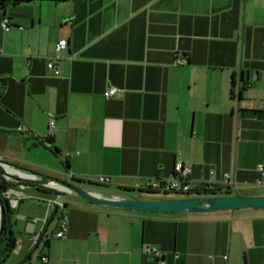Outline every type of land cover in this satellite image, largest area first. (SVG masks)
I'll use <instances>...</instances> for the list:
<instances>
[{"label": "crops", "instance_id": "1", "mask_svg": "<svg viewBox=\"0 0 264 264\" xmlns=\"http://www.w3.org/2000/svg\"><path fill=\"white\" fill-rule=\"evenodd\" d=\"M60 38L68 42L54 75L46 57ZM109 87L117 92L105 98ZM47 137L50 146L40 143ZM0 160L107 197L144 191L145 180L167 179L180 161L195 183L222 187L228 174L234 195H264L256 185L264 0L36 1L0 10ZM7 190L18 199L4 264H264V209L149 212L34 184ZM55 199L67 213L64 239L53 235L57 216L47 227ZM153 246L159 257L147 253Z\"/></svg>", "mask_w": 264, "mask_h": 264}, {"label": "water", "instance_id": "2", "mask_svg": "<svg viewBox=\"0 0 264 264\" xmlns=\"http://www.w3.org/2000/svg\"><path fill=\"white\" fill-rule=\"evenodd\" d=\"M15 171L17 173H12ZM0 176L4 177L11 183L31 184L35 186H46L58 191L57 194L72 193L77 196L92 202L93 204L106 205L111 207L130 208L135 210H147L149 212H178V213H213L218 210H240V209H252L262 210L264 209V195L252 196V195H240L238 192L234 196H199V197H184V198H169L158 200H140L135 195L125 194L123 197L119 195L109 196L102 195L90 188H85L78 185L75 182L65 180L59 176H49V174H35L32 172H24L19 167L10 164L4 160H0ZM6 190L2 192L4 195ZM6 210L5 201L0 196V237L3 232V228L6 224ZM57 213V207L54 208L52 214L47 222L53 220L54 215ZM46 229V228H45ZM45 229L39 236L38 242L34 244L32 251L28 257L38 248V245L42 243ZM27 257V258H28Z\"/></svg>", "mask_w": 264, "mask_h": 264}, {"label": "built area", "instance_id": "3", "mask_svg": "<svg viewBox=\"0 0 264 264\" xmlns=\"http://www.w3.org/2000/svg\"><path fill=\"white\" fill-rule=\"evenodd\" d=\"M9 19L7 17H4L2 20V25L1 27L5 30L9 29ZM67 42L68 40L66 38H60L58 41H56L55 43V47H54V51L52 54L47 55L46 57V66L48 69H50L54 75H58L59 74V60L61 58V53L63 50L66 49L67 47ZM73 57H70V59H72ZM117 92V88L115 87H109L104 91V96L105 98H111L115 95V93ZM27 126L25 125H19L17 127L18 131H26ZM54 128V121L50 119L49 121V133L52 134ZM36 135V134H35ZM37 137V136H36ZM43 140V139H41ZM191 167L184 165L183 163H181L180 161H176L173 165V172L171 175H169V177L167 179H162V178H154V179H147L144 181V187L145 189H148L150 191H160V190H164V192H179V193H189V192H193L196 193L197 195H199V193H202L203 191H207V192H211V191H216L219 188L225 189V188H229L230 190L233 191V187L231 186V181L229 179V175L225 174V176L223 177L222 180V187H218L216 184L205 181L202 183H195L192 181L191 179ZM258 172H259V177L256 181V185L257 186H264V164H260L258 166ZM98 182L100 183H109L110 182V178L107 177V175H100L98 177ZM4 197L6 199V201L8 202L9 206L11 208H14L17 204V199L16 197H12L9 193L8 190H6V193L4 194ZM197 197V196H196ZM54 203L55 207H57V213L55 216H57L58 221L60 222L58 226H56V228L53 230V235L55 237L64 239L66 238V229H67V213L64 212V204L63 202L57 201V199L52 200V201H48V207ZM31 223L28 224L29 229L31 228ZM34 239V244L38 242L39 236L36 235L33 237ZM146 251L148 254H151L155 257H159L160 256V251L153 247H146ZM39 260L42 263H47V256L45 254L40 255ZM24 264H32V262L30 260H27L26 262H24ZM73 264H77L76 262H74ZM161 264H164L161 262Z\"/></svg>", "mask_w": 264, "mask_h": 264}, {"label": "trees", "instance_id": "4", "mask_svg": "<svg viewBox=\"0 0 264 264\" xmlns=\"http://www.w3.org/2000/svg\"><path fill=\"white\" fill-rule=\"evenodd\" d=\"M36 1H56L57 2H64V1H68V0H0V10H5L7 9V7L9 6H18L24 3H32V2H36ZM71 1V0H70ZM51 140L47 137L43 140H41V144H45V145H51ZM14 183H11L9 181H7L4 177L0 176V196L3 198V200L5 201V210H6V224L5 227L3 228V232L2 235L0 237V264H4V259L6 258V256H8L10 254V252L13 250L14 245H15V237L13 232L11 231L10 227H11V215L14 212V209L11 208L8 204V202L6 201L4 195L2 194V192L4 190H7V188L9 186H11ZM38 188H41L42 190L45 191H49V193H58L57 190L55 189H51L49 187L46 186H37ZM144 191H150L148 189H144ZM150 192H155V191H150ZM234 196V193L232 190H230L229 188H219L216 191H211V192H207V191H203L202 193H199V195H196L197 197L199 196ZM195 196V197H196ZM189 197V196H188Z\"/></svg>", "mask_w": 264, "mask_h": 264}, {"label": "rangeland", "instance_id": "5", "mask_svg": "<svg viewBox=\"0 0 264 264\" xmlns=\"http://www.w3.org/2000/svg\"><path fill=\"white\" fill-rule=\"evenodd\" d=\"M49 176H53V175H49ZM59 177L63 178V176H59ZM132 193H134L138 197H140V196L149 197V198H151L153 200L169 199V198H177V197L178 198H184V197H188V196L189 197L190 196L195 197L197 195L196 193H193V192H189V193H179V192H174V191L164 192V190H160V191H157V192L135 191V190H133ZM253 194H257V193H253ZM256 196H260V195H256ZM34 201H35L34 199H25L24 200L25 203L34 202ZM37 250H38V248H37Z\"/></svg>", "mask_w": 264, "mask_h": 264}, {"label": "bare ground", "instance_id": "6", "mask_svg": "<svg viewBox=\"0 0 264 264\" xmlns=\"http://www.w3.org/2000/svg\"><path fill=\"white\" fill-rule=\"evenodd\" d=\"M12 173H17V172H15V171H11Z\"/></svg>", "mask_w": 264, "mask_h": 264}]
</instances>
